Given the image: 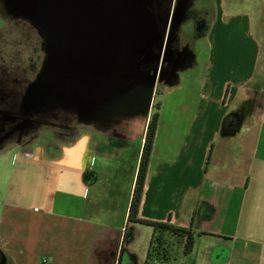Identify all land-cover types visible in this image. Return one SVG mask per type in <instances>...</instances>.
<instances>
[{
	"label": "crops",
	"instance_id": "1",
	"mask_svg": "<svg viewBox=\"0 0 264 264\" xmlns=\"http://www.w3.org/2000/svg\"><path fill=\"white\" fill-rule=\"evenodd\" d=\"M222 23L218 14L210 27ZM220 39L219 66L193 75L197 57L181 50L154 81L148 71L66 109L63 134L54 138L63 149L45 137L0 150L18 156L11 195L0 193V264H145L152 227L128 214L158 93L138 218L193 234L188 255L179 244L177 264H264V91L252 81L260 50L249 51L244 69L242 38ZM94 108L98 114L81 111ZM230 114L238 121L224 133ZM35 170L47 189L38 203L24 192Z\"/></svg>",
	"mask_w": 264,
	"mask_h": 264
},
{
	"label": "water",
	"instance_id": "2",
	"mask_svg": "<svg viewBox=\"0 0 264 264\" xmlns=\"http://www.w3.org/2000/svg\"><path fill=\"white\" fill-rule=\"evenodd\" d=\"M151 1L2 0L8 14L43 33L50 56L27 90L25 106L35 110L45 98L63 93V107L75 111L110 85L149 75L147 64H163L169 35L162 48L164 32L158 26L163 20L150 10ZM173 16L170 28L180 23L181 17ZM157 70H151L152 81Z\"/></svg>",
	"mask_w": 264,
	"mask_h": 264
},
{
	"label": "rangeland",
	"instance_id": "3",
	"mask_svg": "<svg viewBox=\"0 0 264 264\" xmlns=\"http://www.w3.org/2000/svg\"><path fill=\"white\" fill-rule=\"evenodd\" d=\"M178 1L179 0H153L150 2L149 8L155 17L160 18L161 21H164L166 18L168 20L166 26L163 21L159 22L158 26L160 32H164L162 48H164L167 36L169 35L168 44L171 42L172 38L176 47H179V45L184 46L187 51L190 50L195 53L198 68H193V71H190V73L195 75L199 73V67L206 65H213L215 67V64L219 66V62L217 63V60H214L213 56L217 54L218 57L219 52L224 49L220 36L227 32L237 33L238 37L242 38L243 41L244 69L247 67V54L252 49L255 50L256 46L259 45V64L252 81L253 83H259V88L264 91V0H184L185 2L182 7L187 5L189 9L195 12L194 15L195 19H198V24L194 22L195 20L184 21L181 17L179 18L180 23H175L170 28L173 14L175 18L185 14L184 9L179 10L181 5H179ZM2 13L4 16H12L8 14L5 9ZM218 14L223 15V23L221 27H217L213 31L210 24ZM24 21L28 23L27 20ZM206 22H208V25H206ZM10 25L12 27L8 29L0 19V29L2 28V31L12 33L19 32L20 37L23 38V42L21 40V43L24 44V47L27 48L29 46L31 49L33 47L35 48V75L30 78L31 85L39 78L41 72L50 60V56L47 52L46 40L43 33L36 28L35 34H33V38H31L32 30L29 29L27 25L17 24L16 26L15 23ZM28 36L31 37L29 38ZM158 48L159 45H155L156 52H158ZM158 65L159 63L149 64L153 69L158 68ZM151 70L152 69H150V72H152ZM244 73L246 76V70ZM187 79L188 78H186L185 81H187ZM26 90H28V87ZM26 90L25 96L27 94ZM154 99V106L160 103L161 96L159 93ZM34 111L37 118L34 143L42 142L46 137L48 138L47 141L52 145H57V147L59 146L63 149V143L59 145V142L56 143V141H54V138H61V136H58L63 134V120H61V118H63V112L67 111L63 107V93L53 94L45 98L40 105H36ZM81 111L84 113L91 111L95 114L99 113L97 108L82 109ZM154 112L155 107H153V113ZM259 112L264 113V104L261 105ZM47 115H50L52 119L46 120L45 117H49ZM141 119L140 117L138 121L140 122ZM260 143H264V125L261 131ZM53 154L56 153L54 152ZM17 157V153L14 150L0 153V193L4 198H9L11 195L9 187L12 182V173L15 168V161L18 159ZM39 172L40 171L35 170L32 175L33 178H31V180H26L27 182H25L24 186V192L27 193L30 190V193L32 192V195L35 196V202L37 203L40 201L45 191H47L44 179L38 176ZM168 244L172 249V254L167 263L163 264H177L178 259L176 250L180 247V240H178L177 237H169Z\"/></svg>",
	"mask_w": 264,
	"mask_h": 264
},
{
	"label": "flooded vegetation",
	"instance_id": "4",
	"mask_svg": "<svg viewBox=\"0 0 264 264\" xmlns=\"http://www.w3.org/2000/svg\"><path fill=\"white\" fill-rule=\"evenodd\" d=\"M185 1H178L181 5L179 10L184 9L185 13L180 17L184 21L195 20L194 22L198 24V19H195V12L189 9L187 5L182 7ZM2 8L0 1V19L8 29L12 27L10 24L13 25L14 23L16 26L17 24L27 25L32 30V37H28L33 38V34H35L33 25L15 16H4ZM21 40L23 42L19 32H5L2 31V28L0 29V150H6L16 145L27 146L32 144L35 139L36 114L30 105L26 107L23 103L25 90L27 87L29 88L31 83L30 78L35 75V48L31 49L29 46L25 48ZM174 44L171 38L166 59L163 64L160 62L158 65L162 75L174 64L175 55L179 51L185 50L184 46L176 47ZM172 53L174 56L171 58ZM145 67L146 70L153 69L149 64ZM47 116L49 117H45L46 120L52 119L50 115Z\"/></svg>",
	"mask_w": 264,
	"mask_h": 264
},
{
	"label": "trees",
	"instance_id": "5",
	"mask_svg": "<svg viewBox=\"0 0 264 264\" xmlns=\"http://www.w3.org/2000/svg\"><path fill=\"white\" fill-rule=\"evenodd\" d=\"M154 107L155 112L152 114L146 129L145 141L139 160L135 186L128 214L129 222L140 223L152 227L153 233L149 242L145 264H151L150 260L153 257H157V259L160 261V264L167 263L172 254V249L168 244L169 237H177L182 244L183 253L187 255L192 251L194 244V236L189 230L174 227L169 223L152 222L138 218V207L158 122L159 104H156ZM237 119V114L228 115L223 121L222 131L224 133L229 132L232 126L235 125V122L238 121Z\"/></svg>",
	"mask_w": 264,
	"mask_h": 264
},
{
	"label": "built area",
	"instance_id": "6",
	"mask_svg": "<svg viewBox=\"0 0 264 264\" xmlns=\"http://www.w3.org/2000/svg\"><path fill=\"white\" fill-rule=\"evenodd\" d=\"M150 263H151V264H160V261L157 259V257H153V258L150 260Z\"/></svg>",
	"mask_w": 264,
	"mask_h": 264
},
{
	"label": "clouds",
	"instance_id": "7",
	"mask_svg": "<svg viewBox=\"0 0 264 264\" xmlns=\"http://www.w3.org/2000/svg\"><path fill=\"white\" fill-rule=\"evenodd\" d=\"M65 151H67V149Z\"/></svg>",
	"mask_w": 264,
	"mask_h": 264
}]
</instances>
